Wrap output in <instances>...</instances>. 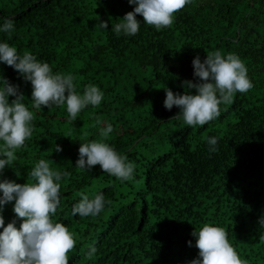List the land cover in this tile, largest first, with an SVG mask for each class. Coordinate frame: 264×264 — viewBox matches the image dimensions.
Returning a JSON list of instances; mask_svg holds the SVG:
<instances>
[{"label": "trees", "instance_id": "trees-1", "mask_svg": "<svg viewBox=\"0 0 264 264\" xmlns=\"http://www.w3.org/2000/svg\"><path fill=\"white\" fill-rule=\"evenodd\" d=\"M134 8L129 0H0V17L15 22L0 40L54 72L72 73L78 92L94 84L104 93L100 105L71 121L66 106L33 108L31 82L0 62L35 126L0 178L35 182L27 174L40 159L71 173L53 217L77 240L69 264H190L199 255L192 233L205 223L224 228L247 264H264V0H191L167 27L157 30L137 14L139 32L117 36L113 24ZM215 50L238 54L254 87L222 104L214 120L188 126L176 118L178 106L165 108V87L188 91L184 82L199 79L193 59ZM98 120L113 125L107 142L134 164L133 180L121 182L100 165L75 166L82 141L100 139ZM212 136L215 152L208 150ZM99 193L111 201L99 216L72 214L81 194ZM14 203L4 206L5 226L16 219Z\"/></svg>", "mask_w": 264, "mask_h": 264}, {"label": "clouds", "instance_id": "clouds-1", "mask_svg": "<svg viewBox=\"0 0 264 264\" xmlns=\"http://www.w3.org/2000/svg\"><path fill=\"white\" fill-rule=\"evenodd\" d=\"M129 3L135 5L134 10L127 12L111 29L117 36H134L139 32L141 21L137 14L143 16V23L153 25L157 30L167 27L174 14L191 0H129ZM100 27L107 29V22L101 21ZM14 30V19L0 17V33L10 34ZM0 62L12 66L25 81L31 82V102L35 109L66 106L68 118L76 121L82 110L100 105L104 98L103 91L94 84L87 85L83 93L78 92L72 73L54 72L48 62L31 52L21 54L5 40H0ZM192 63L198 81H185L184 87L188 91L183 94L165 87L164 100L168 110L179 107L176 118H182L188 126H203L214 120L220 115L222 104L231 103L236 93H246L254 87L238 54L215 50L207 52L203 60L197 55ZM9 97L15 99L10 101ZM24 97L19 85L12 84L0 73V177L6 167H12L16 151L34 132L33 112L26 106ZM97 123L100 139L82 141L75 166L88 171L100 165L104 173L121 182L133 180L134 164L107 142L113 125L101 124L99 120ZM207 144L209 152L217 151V137H209ZM54 151H62V147L54 144ZM19 175L21 173L17 171ZM27 175L35 182L20 184L0 178V228L3 229L0 231V264H69L68 253L77 240L64 223L54 221L53 217L61 204V182L71 173L53 168L48 160L40 159ZM81 196L73 206V215L96 217L111 205L103 193L92 198L86 194ZM12 201H15L16 219L5 226L4 206ZM20 218L23 220L17 227ZM259 223L264 228V216ZM192 235L196 237L199 255L190 264H247L229 242L224 228L205 223ZM191 243L189 241V245ZM96 252L93 246L88 256Z\"/></svg>", "mask_w": 264, "mask_h": 264}]
</instances>
